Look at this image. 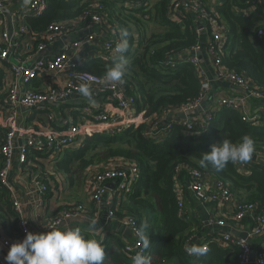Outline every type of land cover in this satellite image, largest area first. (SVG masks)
<instances>
[{"label": "trees", "instance_id": "trees-1", "mask_svg": "<svg viewBox=\"0 0 264 264\" xmlns=\"http://www.w3.org/2000/svg\"><path fill=\"white\" fill-rule=\"evenodd\" d=\"M176 1L182 2L76 0L67 3L47 0V6L39 17L25 16V24L33 33L42 32L49 24L57 22L72 21L79 29L84 28L92 14H102L107 25L118 35L122 28L131 33L129 50L125 54L129 60L128 72L121 84L125 92L135 98V115L142 114L144 120L129 126L121 134L111 135L107 131L85 134L76 148L65 150L61 158H54L53 172L61 178L55 191L65 186L71 192L78 186L79 189L75 190L79 192L75 195L77 199H68L60 209L80 204L84 207L83 215L90 219L91 210L87 207L90 204L93 209L96 207L88 200V193V197L84 196L90 174L111 162L133 163L138 166V176L130 185V190L120 193L113 214L116 219H134L139 229L143 224L147 225L144 234L150 239L147 249L149 264H236V247L218 246L209 238L204 242L207 251L203 256L193 258L185 254L183 247L187 237L201 227V221L188 213V203L184 201L192 200L199 206L202 204L188 188L189 170L209 174L224 182L235 199L255 204L256 213L264 210V165L254 158L257 151H264V124L257 126L229 109L214 112L203 131L199 128L187 130L178 120L164 123L158 119L166 110L192 102L200 92V77L192 62L184 57L174 67L167 64V58L186 56L201 43L196 13L188 12L183 5L174 9ZM197 1L224 28L223 43L219 47L224 68L246 73L253 84L264 92V0ZM128 15L137 18L127 22ZM150 20L158 22L160 30L146 36L144 23ZM203 25L208 32L207 25ZM259 29L263 31L262 36L257 34ZM112 64L113 60L93 58L82 63L79 70L105 76ZM3 77L4 73L0 71V103L5 98ZM153 116L156 118L147 121ZM245 135L255 142L252 159L244 164L246 172L241 171L240 163L229 162L222 171L201 166L203 153L210 151L213 144L224 139L238 143ZM40 156V152L31 150L28 158L35 161ZM3 165L0 153V170ZM42 173L40 176L47 186L43 198L46 202V197L54 189ZM177 188L182 190L180 198ZM81 194L88 205L85 200L82 201ZM12 201L11 191L0 184V228L4 237L19 241L22 239L19 214ZM179 201L184 202L182 218L178 215ZM248 222L252 223L251 220ZM80 230L85 238L96 239L105 248L103 264H133L124 250L125 240L119 233L102 232L100 236H93Z\"/></svg>", "mask_w": 264, "mask_h": 264}, {"label": "built area", "instance_id": "built-area-1", "mask_svg": "<svg viewBox=\"0 0 264 264\" xmlns=\"http://www.w3.org/2000/svg\"><path fill=\"white\" fill-rule=\"evenodd\" d=\"M72 3L76 0H55ZM18 2L15 12L9 16V23L12 29L8 30L5 20L6 12L11 3ZM183 5L188 12H195L202 32L201 43L197 44L191 52L184 56L167 58V64L174 67L178 61L186 57V60L192 62L200 77V92L192 102L171 108L178 114H183L184 118L175 117L164 119L167 123L171 120H178L187 130L199 128L205 130V124L211 119L214 112L221 109H229L238 113L243 120L254 122L257 126L264 124V105H255L252 112L245 111V106L250 101L264 102V92L256 87L248 78L246 73H237L224 68L219 56V47L223 43L224 28L219 24L213 14L207 12L197 0H182L174 3V9ZM47 6V0H29L27 7H22V0H0V71L4 73L3 82L5 98L0 103V116L3 122L0 125V153L4 159L3 168L0 170V184L11 191L8 174L13 162L16 161L22 168H32L33 159H29L31 150L40 152L41 155H50L56 157L65 150L76 148L81 138L85 134H90L89 127L106 124L104 129L94 132H110L111 135L121 134L129 126L143 122L142 114L135 115V98L128 95L121 83H104V76H98L86 71L79 70L82 63L89 59L101 58L105 61L113 60L115 54V45L119 40V35L110 28L104 21V16L92 14L88 25L84 28H78L76 23L57 22L51 23L42 32L33 33L25 24V16L39 17ZM100 9V6H96ZM207 25L209 31H205L204 25ZM84 34L72 42H69L58 52L37 58L35 54L42 51L45 46L53 43L59 36L66 33L79 32ZM200 32V35H201ZM104 33V34H103ZM105 33H107L105 35ZM259 36L263 31H257ZM206 37V38H204ZM27 38V41H23ZM25 46V47H24ZM27 49L21 55L18 53ZM204 52L205 60L210 66V71L201 65L200 54ZM4 68L8 71L5 72ZM64 74L60 86H49L46 89H33L32 83L45 80L47 76L54 77L57 80ZM226 82L231 87L239 90V94L234 97L222 98L217 103L218 109L215 111L201 110L202 102L207 98L208 93L214 82ZM82 83L91 85L93 97H105L113 104L112 109L95 111L89 104L83 105V108L77 109L81 116L76 123L66 121L62 127H50L51 122L55 120L54 115H47L48 123L44 130L34 129L33 127L21 128L26 118L27 112L35 108L45 109L46 107L64 103L67 99L79 93L78 88ZM2 92V91H1ZM51 112L48 109H45ZM201 112L200 116L195 112ZM5 112V114H3ZM26 112V113H25ZM21 114H23L21 116ZM156 118V117H153ZM54 119V120H53ZM93 132V133H94ZM60 154V155H61ZM53 157V158H54ZM34 158V157H33ZM254 158H258L264 165V151H257ZM241 171L246 172L244 164H240ZM239 166V167H240ZM138 166L135 164L116 163L106 168L94 170L89 176V186L87 192L89 199L98 207L105 195V208L107 210V219L113 220V211L117 208L120 193L130 190V185L138 176ZM31 173V183L38 197H43L47 192V186L42 181L39 168ZM110 184V185H109ZM188 188L194 197L202 204H211V211L215 208V214L210 213L207 216L206 223L220 228L223 233L214 241L221 245H234L238 249L237 264H264V210L256 213V205L253 203H242L235 199L228 186L215 177L199 172L189 170ZM179 198L182 194L181 188L176 189ZM116 197V201L114 200ZM43 203V198L40 199ZM15 211L19 214V228L22 239L26 232L31 231L25 218L21 217L22 207L13 199ZM178 215L182 218L184 214L183 203L179 201ZM227 206H230L226 211ZM218 213V214H217ZM84 207L76 205L70 208L60 209L54 217L47 222V228L64 227L63 230L79 228L76 225H69L71 220H81L85 216ZM247 219L252 221L248 228L243 224ZM119 223L127 228L132 236V241H125L124 250L129 254V259L137 253L147 256V249L143 248V241L137 235L140 230L132 218H117ZM246 232L245 238L239 237L235 232ZM105 232V231H103ZM262 236L258 243H252V239ZM1 249L8 252L12 243L9 238L0 236ZM21 239V240H22ZM19 240V241H21ZM199 236H188L184 244V252L191 245L203 246L207 249ZM220 246V245H219ZM7 252L0 253V264H7L5 256ZM193 258H198L190 256Z\"/></svg>", "mask_w": 264, "mask_h": 264}, {"label": "crops", "instance_id": "crops-1", "mask_svg": "<svg viewBox=\"0 0 264 264\" xmlns=\"http://www.w3.org/2000/svg\"><path fill=\"white\" fill-rule=\"evenodd\" d=\"M17 5H18V2L11 3L10 7L8 8V11L6 12L5 20L7 21L8 30L12 29V25H10L9 23V18H10L9 16L11 15V12L12 13L15 12ZM83 34L84 32L82 30H79V32H72L70 34L66 33L62 36H59L53 43L45 46V48L42 51L37 52L35 56L37 58H40L42 56H48V55L54 54L58 52L59 50H61L62 48H64L69 42H72L71 40L81 37ZM106 34L107 33H105V35ZM201 36H202V32H201ZM23 41H27V38H23L22 42ZM26 51L27 49L24 48V51L18 54L21 55L23 52H26ZM200 63L205 68L207 67V69L210 71V74H211L210 66L205 60L204 52H201L200 54ZM4 70L5 72H7V75H9L6 68H4ZM63 78H64V74H62V76L58 78L57 80H53L54 77L47 76L45 80L40 79L39 81L32 83V87L33 89L43 90V89L48 88L49 86H54V85L56 86L60 84ZM0 94L2 93L0 92ZM238 94H239V90L231 87L228 83L216 81L212 84V87L208 93L207 98L202 102L201 110L215 111L218 109L217 103L219 102V100H221L222 98H226V97L227 98L234 97ZM87 104H89L95 111L112 109L114 106V104L105 97L99 96V97L94 98L92 96L91 98H86V97H83L80 93H77V94L70 96L67 99V101L64 103L52 104L45 108V109L50 110L51 112H48L45 109L41 110V109L35 108L33 110L26 111L27 112L26 118L22 116L23 114H21V116L25 120L24 123L21 125L22 126L21 128L33 127L34 129L44 130L48 123L47 115H54L55 117V120L53 119L54 121L51 122V124L49 125L50 127L60 128L66 121H68L69 123H76L80 120L79 116H81L80 112L77 109L83 108V105H87ZM255 105L256 106L264 105V102H257L255 100L250 101L244 107L245 111L249 112L250 114L252 110L254 109ZM3 114H5V112ZM195 114H198L197 117H199L201 112L199 113V111H197L194 113V115ZM162 115H164L163 118L166 120L172 119V118L175 119V117H180L179 114L176 116L175 112L172 111L171 109L166 110ZM262 116L264 117V114H262ZM148 119H151V118L148 117L147 121H149ZM2 122L3 120L0 116V125ZM105 127H106V124H100V125H95L91 128L89 127V130H91V133H93L94 131L103 130ZM104 130H107V129H104ZM60 154L57 155L56 157L50 156V155H41L40 158L34 161L32 168H28V167L22 168L19 165V163L14 161L11 167V170L8 174V180L10 181V186H11V199L12 200L15 199L22 207L21 217L26 219V221L28 222L30 226L31 232L48 231L49 229L47 228V222L50 221L54 217L57 210H59L62 207V205L67 203L68 199L69 200L77 199L75 195L79 194V192H76L74 189H71V192L67 191L68 194L63 195V188L65 186L64 187L61 186L62 188L59 187L58 193L55 191L56 190L55 187L56 185L60 184L59 182L61 181V178L58 176V174H55L53 172V169H54L53 161H54V158H61L63 153L61 155ZM116 163H119V161H115V163L113 162L108 163L109 165H106V167L110 165L113 166ZM101 167H104V166H101ZM38 168L40 170V173L43 172L42 174L46 176V182L49 183V186L54 189V190H51V192L48 194V197H46L47 201L43 203L40 201V199L45 198V197L44 196L41 198L38 197L31 183L30 171L35 172V170H37ZM54 178H57L58 181L55 180ZM85 192L86 194L84 196L87 195L88 197L87 190ZM81 196L83 197V194H81ZM107 198H108V194L103 197L101 204L98 207H95V209H93V206H91V204L87 207L88 209L91 210L90 219H88L85 216L81 220H71L68 222V224L79 226L82 229V231L88 232L89 234L93 236H100V234L103 231L117 232L119 233V236L123 240L127 242L132 241V236L130 232L127 231L128 229L122 226L118 220L107 219V210L105 208V203H106ZM82 199H83L82 201L85 200L87 205L89 204L85 197H83ZM209 205L211 204H201L199 208V204H195V209L193 210V212L195 213L190 214V215L192 217H197L198 215H200L201 219L199 220L201 221V227H199L198 230H196L194 235H196L197 237L199 236V238H201L205 242L207 238H209L210 241L213 242L214 244L225 247V245H221L214 241L216 238H219L218 234L221 235L223 231L218 227H215V226H212L211 224L206 223L207 216L210 213L215 214V208L213 211H211ZM229 208L230 206H227L226 208L227 212L229 211L228 210ZM248 220L250 219H247L243 222V224L247 228L252 225V223H249ZM93 221H95L94 224H93ZM63 228L64 227H58V229H61V230H63ZM1 235H3V233L0 228V236ZM207 236H211V237H207ZM262 238H263L262 236L254 238L252 239L251 242L258 243L259 241L262 240ZM1 252H7V251L4 249L2 250L0 246V253ZM235 262L237 264V260H235Z\"/></svg>", "mask_w": 264, "mask_h": 264}, {"label": "clouds", "instance_id": "clouds-1", "mask_svg": "<svg viewBox=\"0 0 264 264\" xmlns=\"http://www.w3.org/2000/svg\"><path fill=\"white\" fill-rule=\"evenodd\" d=\"M29 0H22V7H27ZM131 33L127 28H122L119 40L115 45L113 64L105 73L104 83H122L128 72L129 60L125 55L129 50V37ZM79 93L86 98H91L92 88L88 83H82L78 88ZM255 152V142L248 136H243L238 143L224 139L213 144L210 151L204 152L201 157V166H211L216 171H222L229 162L245 164L252 159ZM95 221H93V224ZM143 224L137 235L143 241V248L150 247V239L144 234ZM207 249L199 245L186 248L190 256L200 257ZM7 264H103L105 248L96 239L85 238L81 230H61L51 228L45 232H26L21 241L11 244L6 256ZM133 264H149V258L142 253H137L132 258Z\"/></svg>", "mask_w": 264, "mask_h": 264}, {"label": "rangeland", "instance_id": "rangeland-1", "mask_svg": "<svg viewBox=\"0 0 264 264\" xmlns=\"http://www.w3.org/2000/svg\"><path fill=\"white\" fill-rule=\"evenodd\" d=\"M157 0H151V2L152 3H155ZM114 2V1H113ZM117 6V5H116ZM115 6V7H116ZM134 18H137V17H135V16H133V15H128V17H127V22H133V20H134ZM131 27V26H130ZM144 27L146 28L145 30H146V33H145V35L146 36H148L150 33H152L153 31H155V32H159V30H160V27H159V25H158V22H156V21H154V20H150V21H148V22H145L144 23ZM132 28V27H131ZM132 30V32H133V29H131ZM147 118V117H146ZM151 119H153V118H151ZM148 120H150V119H148ZM109 165V164H108ZM102 168H106V167H101V169ZM66 184V183H65ZM76 186V185H75ZM63 187V186H62ZM61 187V188H62ZM79 189V187L78 186H76L75 188H74V190H78ZM59 190V189H58ZM56 192H58V191H56ZM65 194H68L67 193V189H66V187L65 188H63V195H65ZM185 201V203H188V207L190 208H188V207H186L187 208V211H188V213L189 214H193V213H195V212H193V210L195 209V203H194V201H192V200H190L189 202H187L186 200H184ZM182 203H183V206H184V202L182 201ZM199 208H200V206H199ZM198 208V209H199ZM184 209V208H183ZM192 210V211H191ZM196 218H199V219H201L200 218V215H198ZM102 235V234H101ZM131 262H132V260H130ZM133 263V262H132Z\"/></svg>", "mask_w": 264, "mask_h": 264}, {"label": "water", "instance_id": "water-1", "mask_svg": "<svg viewBox=\"0 0 264 264\" xmlns=\"http://www.w3.org/2000/svg\"><path fill=\"white\" fill-rule=\"evenodd\" d=\"M181 118H184L183 114H179ZM110 185V184H109ZM129 231V230H127ZM235 234H237L239 237L241 238H245L247 233L246 232H235Z\"/></svg>", "mask_w": 264, "mask_h": 264}]
</instances>
